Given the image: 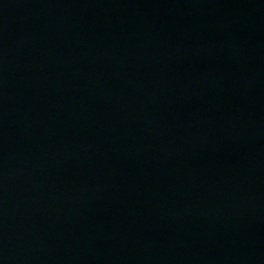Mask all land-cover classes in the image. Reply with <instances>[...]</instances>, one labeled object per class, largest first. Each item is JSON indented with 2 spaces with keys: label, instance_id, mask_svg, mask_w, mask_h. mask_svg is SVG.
I'll list each match as a JSON object with an SVG mask.
<instances>
[{
  "label": "water",
  "instance_id": "water-1",
  "mask_svg": "<svg viewBox=\"0 0 264 264\" xmlns=\"http://www.w3.org/2000/svg\"><path fill=\"white\" fill-rule=\"evenodd\" d=\"M0 264H145L30 0H0Z\"/></svg>",
  "mask_w": 264,
  "mask_h": 264
}]
</instances>
